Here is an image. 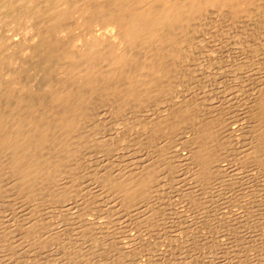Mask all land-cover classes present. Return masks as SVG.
Returning a JSON list of instances; mask_svg holds the SVG:
<instances>
[{"label": "rangeland", "instance_id": "374dc122", "mask_svg": "<svg viewBox=\"0 0 264 264\" xmlns=\"http://www.w3.org/2000/svg\"><path fill=\"white\" fill-rule=\"evenodd\" d=\"M262 1L259 4V7H258L259 9L257 8V9L252 10L253 13H251L252 12L251 11L250 12L251 14L249 16H246V14H243V15L231 17L227 13H223L220 16H215L216 20H213L215 18L214 17L213 19L212 18L204 19L202 20V23L201 21L197 22L191 34L187 36L189 37V39H187L188 44L184 45V49L187 47L185 49L184 59L183 58L182 60L178 59L177 60L178 65L176 62V66L178 67L176 66L175 67L176 69H178V72L176 73L175 77L173 76V78L170 79L172 81L171 82L169 81L168 83V85L171 83L172 86L171 84L169 85V87L167 86L165 90L168 88L169 89V90L167 89L168 92H166L165 90L162 91L161 93L163 94L159 93L157 96H155L156 98L154 97L153 100L151 99L153 102L150 100L147 103V106L149 107H145L147 108L146 113L142 114L143 113L142 109L144 108L141 107L142 109L140 108L141 109L140 111L138 110L135 104H133V106L130 105V107H124L125 110L127 111L130 108L132 110V111L131 110L129 111L130 114H128L129 112L126 111L127 113L126 114L125 110H123L124 108H121L122 110L121 111L119 106L117 105H116L117 107L115 108V110H114V107H112L113 109L111 110V106L114 105L112 103L110 104L109 103L107 104L106 103L104 104L94 103L96 107L99 109H97L96 107L93 106V104L91 105L90 103V106H92L93 108V109L91 108L92 112H94L96 116L92 113L94 115V116L92 115L94 117L93 118L94 120H92L93 121L92 125L94 128L92 127L93 130L90 128L91 131L88 128V132L90 133L92 132V134L94 135L93 136L92 134L89 135V133L87 132L88 134L86 135V138L88 137V139L86 140L87 142L89 140V142L88 143L85 141H84L85 143L82 142L85 145L84 144L82 145V143H80L81 147L79 148V151H77L78 155L76 156L77 157L76 159H80L79 157H82V158L80 160H76L78 162H75L77 165L74 164L75 169L73 168V166H70L68 168V169L72 168L70 171L68 169L67 170L64 169L65 173L66 171L67 173L64 179L62 178V181H60L59 183L52 182L53 184L56 183V185H58L57 187H55L56 185L55 184L53 185L51 182H50L51 184L48 182L45 183L46 186L48 185V187H50V188L47 187V190H48L49 195H51L50 196L51 198L49 197L46 188H44L45 184L42 181H41L42 184L38 183V188L40 189L43 188V190H46L45 192L47 194H45L43 190L42 192L41 190L38 189L36 194L38 192L40 194L42 193V195L37 194V198L39 197L38 199L35 198L36 196H30V198L19 197L20 195L18 196V194H16L17 196L16 197L15 194H13L15 193L14 191L16 190V189L14 190L15 184L14 182L12 184V181H7L9 180L7 179L9 177L7 174L8 171H5L6 165L5 167H2V171L0 172L1 174L5 175V177L2 178L0 175V179H4V178L6 179L1 180L2 184L0 183V185H2V188H3V189L0 188V190L2 189L1 192L3 193L2 195L0 194L2 196V197L0 196V199L2 198L0 200V242L6 248H3L2 245H0V264H61L62 262L63 263L65 262V264H67V262L70 261V258L73 260H71L69 264H73V263L78 264L80 261H84V262H81V264H135L137 261H139L140 263H144V264H264V165H263L264 159L263 161H261V159H256L252 157L256 153H258L257 154L258 157H261L259 154H262V157L264 156V153H261V151L264 152V149H263L264 146H259V142H258V136L260 133L263 132L264 127L263 125H260L262 124L261 123L262 121L259 120L260 118L258 116L256 117L255 115L256 110L254 112H250V111H253L254 109H257L256 108L257 100L260 97L261 92L264 91L262 90V88L264 89V83H263L264 82V24H263L264 23V18H263L264 17V7L261 6V5L264 6V0ZM258 10L261 12L260 16H258L259 15ZM224 15H226V17ZM253 16L256 18H254ZM239 17H240V20H239ZM221 19H223V21ZM225 19H226V22H225ZM250 20L251 22L252 21L253 22L252 23L249 22ZM255 20H257V22H255ZM259 21L261 22L260 24H259ZM247 22L250 24H248ZM223 24H225L227 27L226 26L224 27ZM247 25H250V26H247ZM216 27L218 28V31L216 30L217 29ZM258 27L260 28L258 29ZM221 31L222 33L223 32L224 33L221 34ZM189 40L191 42H189ZM189 47L190 48L192 47V48L190 49ZM179 71L181 74H179ZM37 72H38L37 70L33 72V74L31 75L32 79L37 78L38 76ZM176 83L177 85H175ZM258 84L259 86H257ZM173 91H175V93H173ZM165 93H169V94L171 93L170 97H169V94H167L166 97H163L162 95H164ZM162 98H163V101H161ZM158 99L161 102H159ZM253 101H254V104L250 103ZM151 102H152V105H151ZM168 102L170 104H168ZM149 103L150 105H148ZM180 103L183 104V106H181ZM105 104L106 106L109 104L107 106L108 108L105 107ZM153 104L156 106H154ZM173 104L175 105L171 106ZM176 104L177 105L179 104V105L177 106ZM169 105L172 108L173 107L174 108L171 109ZM101 107L102 108L104 107L105 109L100 110ZM167 107L170 108V110L166 109ZM94 108L97 109V113H95L96 111H94ZM177 108H178V111H177ZM194 108H195V111H194ZM249 108H251V110ZM182 109L183 111L185 110L186 116L188 115L189 111L190 112L193 111L192 114L194 113L195 117L193 119L189 117L190 119L189 121H187L189 125L185 123L183 125V122L182 124L180 123L181 120H178V119L177 121L175 120L177 116L180 117L181 112L179 111H182ZM186 109L189 110L188 113ZM134 110L135 111L137 110V111L135 112ZM150 110H152V113ZM162 110L164 111L163 115L161 114ZM173 110L176 111V113ZM106 111L108 112V114ZM110 111H113L114 114L113 112H110ZM138 111L140 112L138 113ZM158 111H160L161 113H158ZM248 111L254 115H251V114L249 115ZM131 112H132V115H131ZM165 112L170 114V115L167 114L168 118L170 117L168 120L167 118H165L167 116L165 115L166 114ZM133 113L136 118L135 117L133 118ZM153 113H154V116H153ZM173 113H175L174 114L175 116L173 115ZM204 113L205 114L209 113V114H206L207 115L206 117ZM222 113L225 115V118ZM155 114L156 115L158 114V117L160 120L161 119L166 120V121L164 120L165 122L161 121V123H163L164 125H167V123H169L170 121L171 124L174 123V125L179 126L177 129L174 130L176 131V133L179 132V134L174 133V131L172 133H169L167 131L168 129L165 127L167 129L166 130L164 126L163 128L166 132H164V130L161 132L159 131L157 132L156 130L152 131L151 129L152 121L151 120L153 119L150 120L151 122L148 120L146 121V122H149L150 124L143 122V121L145 120L144 118L149 119V118L155 117ZM159 114H161V116H159ZM201 114L203 115L201 116ZM212 114H213V118L212 116H209ZM138 115L139 117L140 115H142L143 117L141 116L142 118L140 117L141 118L140 119ZM214 115H216V117ZM119 116L121 117L122 122ZM162 116H164V118ZM221 116H223L224 119H222ZM114 117H115V121L113 120ZM116 117L121 122L120 123L118 121L119 125L118 123L116 125V122L118 120ZM125 117L127 118L130 117L132 120L130 121V118L129 120H127ZM217 118L221 120V122ZM133 119L134 120L136 119V121L138 119L140 120L136 122V121H133ZM194 119H196V121ZM250 119L251 120L254 119V120L251 121ZM141 120L142 122H139ZM198 120L201 123L198 122ZM159 121L158 119L155 118L153 123H156V122L159 123ZM94 122L97 125H95ZM112 122L114 123V125H112L113 124ZM176 122L177 123L179 122L180 125L179 123L177 125ZM190 122H191V125H190ZM207 122H216L218 124L215 127V131L218 130L215 133V137L216 136L219 137L217 139L220 141L219 143L216 142L217 139L215 138L216 140L213 141L212 146L217 144L213 147L214 153L216 154V157L218 156L217 157L218 159L222 160V161L220 160L222 164L221 170L213 169V171H210L209 173H207V177H209V179H207L208 181L206 180L207 178L206 175L204 176L203 174H201L202 171L198 170V169L201 170V167L198 166V162L196 161L194 162L192 160L189 161L191 163H189L188 161L184 162L182 161V159H179L176 154H174L175 153L174 150H176V147L177 149L180 148L182 152L184 149L185 153L187 152L191 153L192 151H194L195 149V147L193 146L194 141L193 140L191 141L190 138H195L196 135L194 134V131L197 134L196 130H199L201 125H206ZM153 123H152V126H153ZM139 124H141L140 129L138 128V126L140 127ZM144 124H145V128H144ZM229 124L230 125L233 124V126H236V125L241 126V130L243 129V127L244 129L246 128L245 130L243 129L244 131L243 130L239 131V133L242 132V134L240 133L241 137H239V139H236L235 136L228 135L224 127L225 125L227 126ZM257 124L260 126V128ZM196 125H198L199 127ZM146 126L147 128L151 129V132H150V129L146 130ZM217 126L218 128L220 127L219 128L220 130L217 128ZM180 127H182V130ZM247 127L251 129L253 128L254 132L253 130L250 129L248 133L247 129L249 128ZM95 128H97L98 130L96 129L95 131L94 130ZM110 128L112 129V131H110L111 133L109 132V130H111ZM128 128L131 131L127 130ZM188 128H190V132ZM142 129H145V130L143 131ZM245 131L247 132L245 133ZM142 132L143 134L140 137V135H138L137 133L140 134ZM243 132L245 134H243ZM250 132H253V134L252 133L250 134ZM191 133H193L192 134L193 136L191 135ZM144 134L146 136H144ZM173 134H176V135H173ZM125 135L127 136V138ZM149 135L151 136L149 137ZM157 135L158 137H155ZM242 135H245V136L243 137ZM248 135H250V137H248ZM251 135H252V138L253 136H255V138L252 139L254 141L251 140ZM90 136L92 137L89 139ZM152 136H154L153 139L155 138L156 139L153 140ZM160 136L165 137L163 138L165 140H162ZM188 136L190 138H188ZM93 137H96L97 139ZM122 137H124L125 139ZM222 137H223V140H221ZM227 137L228 139H225ZM92 138L93 140L96 139L95 141L97 142L94 143ZM166 138L168 139L172 138V139L171 140L169 139L170 142H168L169 140ZM244 138L247 141H245ZM147 139L151 141V144H149L150 141ZM98 140H100V142L102 141L104 142L100 144ZM135 140L139 142L137 143ZM221 141L226 142L225 145L227 148L223 147L225 145H224V142L222 143ZM133 142L134 143L136 142V143L134 144ZM235 142L238 144H236ZM234 143L237 147L233 145ZM249 143L250 145L247 146V144ZM89 144H92L91 148L87 147L89 146ZM104 144L106 145L104 146V148H102ZM219 144L223 148L220 147ZM229 144H231L233 148ZM98 145H100V147H98ZM165 145L168 148L169 146L167 145H171L169 150H167L168 148H165ZM146 146L148 147L151 146L152 149L150 148L151 150H149L148 152V147L146 148ZM185 146L188 148H184ZM192 146H193V149L191 148ZM217 146L219 148H217ZM252 146L254 149L252 148ZM256 146L258 147L256 148ZM82 147L84 148L82 149ZM85 147L88 149L86 150ZM95 147L98 149H96ZM173 147L175 148L172 149ZM247 148L249 149L245 150ZM80 149L82 150L80 151ZM94 149H96L97 151H95ZM102 149H104V151H102ZM232 149L234 153L232 152ZM235 149H237V151H235ZM85 150L86 152H88V155L86 154ZM159 150L161 152L166 151L164 153L167 156L164 153L159 152ZM89 151H91L92 153H90ZM98 151L101 154L104 153V155L100 154V156H96V155H99ZM154 151H156L158 154H156ZM170 151H171V154L169 153ZM250 151H253V152H250ZM80 152L81 154L85 152L86 156L84 154L83 156L80 155L79 154ZM240 152H242L243 156L241 155ZM153 153H155L154 155L156 156L155 158L153 156ZM105 154L107 155V157H104ZM160 154L161 156L162 155L164 156L160 157ZM237 154L241 155L240 157L243 159H241ZM169 155H171L173 159L171 156L169 157ZM219 155H220V158H219ZM165 156L167 159L165 158ZM175 156L177 157L175 158ZM235 156L237 157L238 160L236 159ZM150 157L155 160L151 159ZM158 158L159 160L161 159L160 162L163 160L162 166L160 165V163H158L159 161V160L157 161ZM71 159H73V157ZM235 160L238 164L235 162ZM2 161H5V160H2ZM146 161H148V163ZM154 161H157V162H154ZM179 161L186 163L187 165L184 166L183 168L182 165H185V164L183 163L181 164ZM5 162L7 163V161ZM5 162L3 163L6 164ZM153 162L155 163V166ZM171 162H174V163H171ZM176 162L180 164L179 165L177 163L178 167L175 165ZM3 163L1 164L2 166H4ZM156 163L158 164V166H156L157 165ZM256 163L257 165L259 163L258 166L260 167H257ZM94 164H96V166L99 165V167L98 168H96V166L92 167ZM104 164H106L105 166L106 168L108 167V169L110 168L111 169L114 168V169L108 170L104 167ZM140 164L142 166L145 164L144 168L149 165L148 168L146 167L145 169H147L148 171L150 169L152 170L151 171L152 179L155 178V180H153V182L151 183L150 186H148V189H147L148 192L150 191L151 192L148 193L146 191L145 196L143 194L144 198L142 196L139 197L143 199V201L137 198L134 202H132L134 205L131 203L129 205V203L127 204L126 201H122L123 202L122 203L121 199L126 200L125 195L122 197L123 192L122 191L120 192L119 190L115 189L114 183L111 185V183L109 182L111 181L115 182L116 181L115 179L117 178H118L117 179V182H118V180H120L119 177L120 178H129V177L137 178L138 175L135 173H138L139 171L141 172V170H143V167ZM151 164H153V167H151L152 166ZM188 164H191V165L189 166ZM192 164L193 165L195 164V165L193 166ZM108 165L111 167H109ZM137 165L140 166V168L141 167L142 168L141 169L138 168L136 170V168L138 167ZM165 165H168V167H166ZM78 166L80 167L78 168ZM187 166L190 168V170ZM129 167H134V168H132L131 170ZM155 167L156 168L161 167L163 168V171L160 168L161 173H159L160 169L159 168L156 169ZM193 167L194 169L197 168L195 169L196 171L193 169ZM77 169H81V170L83 169L84 173L80 170L78 171L80 174L79 175L77 173ZM94 169L95 170L97 169L98 170L97 172L100 171L102 175H104V172L107 171L106 175L104 176L105 177L107 176L106 177L107 180L111 178L113 180L111 179L109 180V182L106 181V179H104L105 177L97 173L96 171H94ZM118 169H119L118 172L120 174H124L123 175L124 177L119 176V173H117L116 171V174H117V178H116V174L115 173L113 174V171L115 172V170H118ZM155 169L157 173L154 172ZM164 169H166V171L168 170L169 172L168 171L166 172ZM173 169L176 172H173L174 171ZM185 169L188 171H185ZM120 170H122L123 172L121 173ZM129 170L132 171V173H130ZM89 171H90L89 175H91V177L88 176L87 172ZM80 172L83 173L82 176ZM94 172L96 175L94 174ZM125 172H126V175H125ZM140 172L138 173L139 175L141 174ZM193 172H196L197 174H194ZM219 172L221 173V175ZM71 173H73L74 175H71ZM109 173L112 175H109ZM158 173L161 175H159ZM199 173L202 176H200ZM67 174H69V176H67ZM193 174L194 176L195 175L196 176L195 177L191 176ZM94 175L95 176L99 175V176H102L103 178L100 179L98 176L99 178L98 179L97 177L95 178ZM73 176H75L76 179H74ZM67 177H70V178L72 177V179L74 180L72 179L69 180L70 178H67ZM79 177L80 178L85 177L86 179L81 178L82 180H80ZM65 178H67L66 180L67 182L69 180V184H66V182L64 181ZM92 178H94V180H92ZM198 178H199V181L202 179L203 180L199 182ZM193 179L194 181L195 180L198 181L199 185L195 182L193 183ZM78 180L81 186L80 184L78 186L77 184ZM4 181L8 182V184H6ZM63 181L65 182L64 187L66 188H68L69 186L70 187L74 186L75 183L77 187H80V188L77 189V187H75L76 191L75 190L73 191L76 194L74 192H72L71 194L70 192L71 189L69 187L68 188L70 192L69 194L68 190L62 187L64 185L62 184L64 183ZM71 181L73 182L75 181V182L71 183ZM96 182L100 183L98 184V186L100 185L101 188L104 185L105 186L102 189L97 188L98 186L96 185ZM154 182H155V185H154ZM202 182H204L206 185L203 184ZM107 183L110 184L109 187L106 185ZM51 185L54 186L53 187L54 190L53 189L51 190V187H52ZM8 186L9 187L11 186L10 188H13V189L8 188ZM106 186L109 189L110 188L111 189L109 190L108 188H106ZM56 188L58 191L60 190V188H62L59 191L61 194L57 190H55ZM73 188L74 187H72V189ZM9 189L14 190V191L9 192L8 191ZM63 190H64V193H63ZM79 190H80V193H79ZM114 190H115V193L117 192L115 196H114L115 193H113ZM52 191H54L53 195L51 194ZM103 191L106 193V195ZM55 192H58L57 195L61 199L56 197L57 195L55 196ZM110 192H111V195H110ZM65 193L67 195H65ZM62 194L63 196L65 195L64 198ZM119 194H121V196H119ZM46 195L47 197L46 199H44ZM18 197L23 198V199H19ZM48 197L52 200L56 199L55 200L56 202L52 200L50 201ZM14 198L15 199L18 198L21 201H17L18 199L15 200ZM148 198L150 199L148 200ZM25 199L27 202L25 201ZM63 199L65 201H63ZM58 200L59 201L61 200L62 202L61 201L59 202ZM33 201L35 202V205ZM38 201L41 202L40 203L41 206L39 205L40 207L37 205L39 203ZM29 203H31V205H33L35 209H33V206H30ZM135 203L137 204L135 205ZM125 204H126V207H125ZM28 205L30 207H28ZM130 206L132 208H130ZM30 208L33 209L32 210L33 212L30 211ZM39 208L41 209L39 210ZM126 208L129 210H126ZM38 210H39L38 213L39 214L42 213L44 217L42 216V214L40 216L37 215ZM81 212H83L82 213L83 215L81 214ZM84 214L86 215L84 216ZM28 215H34V216H31L32 217L31 218ZM80 215L83 216L84 217L83 219L85 221H88L90 225L88 222H86L85 224V221L83 219H80L81 218ZM38 218L39 219L41 218L40 221L41 220L42 221L40 222ZM43 218L46 219V220L44 219L46 222L43 220ZM31 219L32 220L37 219L38 221L35 220L37 222L35 224L33 223L35 221H32ZM29 222L31 223L29 224ZM43 222L46 223L45 225L47 226H45ZM83 222H84V225H83ZM100 222L103 223V226L101 225L102 223ZM32 223L35 225H33ZM40 223H42L43 229L41 228ZM96 223H99V226ZM31 226H33V228L35 227L34 228V230H36L35 232L31 228ZM49 226H50V229H49ZM83 227L85 228V231H83L84 230ZM37 229H39L41 232V233L39 232L40 239H41V235L43 236V238L44 236L46 237V240H45L46 243H44L45 241L43 238L41 240H38L39 238L37 237L38 235ZM28 230L33 232V235L30 234L31 232H26ZM27 233H29L30 235ZM34 233L36 235H34ZM44 233L45 234L49 233V235L51 233L50 235L51 237L50 236L47 237V235H45ZM52 233L53 234L58 233V234H55L56 235L55 236V235H52ZM25 234H27V237ZM4 236L5 238L6 237L7 238L5 239ZM23 236L26 238L24 239ZM29 236L32 238V239L30 238L31 240L29 239ZM53 236L54 238H56V241L53 238ZM59 237H61L62 240ZM57 238H59L60 242L58 241ZM4 240H6L7 242ZM27 240L30 241V244H27L29 243V241ZM37 240L38 242H42V245L41 243L38 245ZM10 241L12 244L9 243L10 244L9 246L8 242ZM33 241L34 242L36 241V243H34ZM49 241L51 242V244H49V245H52L51 247L47 244V243H50ZM53 242H56V244L54 243L55 244L54 245ZM122 242L126 244V249L121 248L120 245ZM60 243H62L61 246L63 247H59ZM31 244H34L33 246L35 247V249L34 247H32ZM57 245L59 248H64V252H63L64 254L61 252L63 250L62 249L60 250L57 247ZM7 246H8V249H7ZM30 246L32 247V249H30ZM36 246L37 248H39V246L41 247L43 246V247L41 249L39 248L40 249L39 250L36 248ZM69 250L70 251L72 250V252L70 253ZM10 253H12L13 255ZM71 254H74L75 256ZM62 255L63 256L65 255V258L63 257V260H62ZM69 256H73L76 259H74L73 257L69 258ZM66 258H68L69 261L67 260L64 261V259ZM77 258H78V261H77Z\"/></svg>", "mask_w": 264, "mask_h": 264}, {"label": "bare ground", "instance_id": "6f19581e", "mask_svg": "<svg viewBox=\"0 0 264 264\" xmlns=\"http://www.w3.org/2000/svg\"><path fill=\"white\" fill-rule=\"evenodd\" d=\"M261 1L262 0H0V165L3 162L7 161V163L5 162L6 164L3 163L4 166H2V165L0 166L1 167L0 171H2V167H5V165H6V167H5L6 169L5 168H3V169H5V171H8L7 174H8L9 178H7V179H9V180H7V181H12V184L14 182V184H15L14 190L16 189L15 191L10 190L13 188H10L11 186L10 187L8 186V188H10L8 191L9 192L14 191L15 193H13V194H15V196H16V194H18V196L20 195L19 197L30 198V196H36L35 198H37V194H40L39 192L36 194L38 189L41 191L43 190V188L42 189L38 188V183H41V181L44 184L47 182L48 183H50V182L51 183L52 182H58L59 183L60 181H62V178L64 179V177L67 173V171L65 173L64 169L67 170L70 166H73V168H74V164H76L75 162H78L76 160H80L82 158V157H79L80 159H76L77 158L76 156L78 155L77 151H79V148L81 147L80 143H82L84 141L87 142L86 139H88V137L86 138V135L88 133H89V135L92 134V132L91 133L88 132V128L89 129L91 128L93 130L94 127L92 125L93 124L92 120H94L93 116L94 115L96 116V114H94V112H92L93 108H92V106H90V103H91V105L93 104L94 107H96L95 104H104V103L110 104V103H112L115 106L114 105L111 106V110L113 109L112 107H114V110H115V108L117 106H119V108L121 110V108L130 107V105L133 106V104H135L137 106L138 110L141 111V109H142L141 107H143L145 109V111H144V109H142V111H143L142 114L146 113L147 108H145V107H149V106H147V103L151 99L153 100V98L155 96H157L159 93L164 91L167 86L169 87V85L171 83L169 85H168V83H169V81L170 82L172 81L170 79H172L173 76L174 77L176 76V73L178 72V69H176V67H178V66H176V62L178 59L179 60H182V58L184 59L185 49L187 48L186 47L184 49V45L188 44L187 39H189V37H187V36L189 34H191V32H192L193 28L195 27V25L197 24V22L201 21V23H202V20H204V19H209V18L213 19L215 16H220L223 13H227L231 17H235V16L243 15V14H246V16H249L251 13H253L252 10L257 9L259 7V4ZM261 6L264 7L263 5H261ZM260 13L261 12L259 11L258 16H260ZM224 16L226 17V15H224ZM254 16H256V15H254ZM253 17H251V18H253ZM254 18H256V17H254ZM213 20H216V17ZM221 20L223 21V19H221ZM239 20H240V17H239ZM260 21H259V24L261 23ZM225 22H226V19H225ZM249 22H251V20ZM255 22H257V20H255ZM262 22H263V20H262ZM240 23H242V22H240ZM248 24H250V23H248ZM197 26H196V28H197ZM223 26L225 27L226 25L223 24ZM247 26H250V25H247ZM237 27H239V26H237ZM218 28L216 29L217 31H218ZM259 28L260 27H258V29ZM253 30H255V29H253ZM223 33L221 31V34H223ZM192 40H193V38H192ZM189 42H191V41L189 40ZM192 46H193V44H192ZM177 65H178V62H177ZM179 65H180V63H179ZM35 70L38 71L37 72L38 76H37V78L32 79L31 75L33 74V72ZM179 74H181L180 71H179ZM179 77H180V75H179ZM181 77H182V75H181ZM175 85H177V83ZM180 85H181V83H180ZM171 86H172V84H171ZM257 86H259V84ZM167 89L165 90L166 92H168ZM172 89H173V87H172ZM172 89H170V90H172ZM256 89H257V87H256ZM262 90H264V89L262 88ZM257 91H258V89H257ZM173 93H175V91H173ZM258 93H259V91H258ZM161 94H163V93H161ZM165 94H164L165 96L164 95H162V96L166 97L167 94H169V93H165ZM170 94H169V97H170ZM174 96H175V94H174ZM172 97H173V95H172ZM168 98H167V100H168ZM256 100H257V98H256ZM158 101L159 102L163 101V98L161 101L158 99ZM152 102H151V105H152ZM250 103L254 104V101L250 102ZM106 104H105V107H107L109 105L108 104L106 106ZM168 104H170V103L168 102ZM148 105H150V103ZM174 105L175 104H173L171 106H174ZM154 106H156V105H154ZM181 106H183V104H181ZM181 106H179V107H181ZM252 106H254V105H252ZM107 108H106V110H107ZM173 108L171 107V109H173ZM256 108L257 109H254V110L252 109L253 111H250V112H254L256 110L255 115H256V117L258 116L260 118L259 120L262 121L261 122L262 124H260V125H263V127H264V91L261 92L260 97L257 100V107ZM97 109H99V108H97ZM97 109L94 108V111H96L95 113H97ZM102 109H105V108L101 107L100 110H102ZM151 109H152V107H151ZM166 109L170 110V108H168V107ZM249 109L251 110V108H249ZM123 110H125V108ZM130 110H131V108L128 109V111L125 110V113H126V111L129 112ZM148 110H149V108H148ZM148 110H147V112H148ZM163 110H165V109H163ZM163 110H162V113L160 111H158V113H161L163 115L164 114ZM140 111H138V113ZM150 111L152 113V110H150ZM166 111H168V110H166ZM173 111H171V112H173ZM177 111H178V108H177ZM186 111L188 113L189 110L186 109ZM194 111H195V108H194ZM218 111H216V112H218ZM110 112H113V111H110ZM110 112H109V114H110ZM174 112L176 113V111H174ZM179 112H181L180 117L177 116L179 118L176 117L175 120L176 121H177V119L181 120L180 123L182 124V122H183V125H184V123L188 124L187 121H189L190 118L193 119L195 117L194 113L192 114L193 111L192 112L189 111L187 116H186L185 110L183 111V109H182V111H179ZM250 112L248 111L249 115L251 114ZM175 113H173V115ZM212 113H213V111H212ZM107 114H108V112H107ZM113 114H114V112H113ZM121 114H123V113H121ZM128 114H130V112ZM161 114H159V116H161ZM167 114H169V113H166L165 115H167ZM206 114H209V113H206ZM131 115H132V112H131ZM173 115H171V116H173ZM202 115L203 114H201V116ZM251 115H254V114H251ZM110 116H111V114H110ZM120 116H119V118L121 120ZM141 116L142 115H140V117ZM153 116H154V113H153ZM164 116H162V117L164 118ZM209 116H212V118H213V114L209 115ZM214 116L216 117V115H214ZM127 117H128V115H127ZM127 117H125V118L127 120H129L130 117L129 118H127ZM134 117L135 116L133 113V118ZM138 117H139V115H138ZM206 117H207V115H206ZM217 117H218V115H217ZM221 117H222V119H224L225 115H224V118H223V116H221ZM131 118H132V116H131ZM131 118H130V121L132 120ZM155 118L158 119V121L160 120L158 117V114L157 115L155 114V117H153V118H149V119L144 118L145 120L143 122H146L147 120L150 121L151 119H153V120H151L153 123ZM165 118H167V120H168L170 117L168 118V115H167ZM140 119H138V120H140ZM208 119H209V117H208ZM113 120L115 121V117ZM120 120L119 119L117 120L116 125H117L118 121L120 122ZM164 120L165 119H161L159 121V123L156 122L157 124L153 123V126L151 123L152 131L156 130L157 132L158 131L161 132L166 127L168 130L166 128L165 129L169 133H172L175 129H177L179 127V126L174 125L173 122H172L173 124H171L170 121H169V123H167V125H164L163 123H161V121L163 122ZM194 120L196 121V119H194ZM199 120H198V122H200ZM252 120H254V119H252ZM133 121H136V119L135 120L133 119ZM203 121H205V120H203ZM219 121L221 122V120H219ZM95 122H96V120H95ZM95 122H94V124L97 125ZM121 122H122V120H121ZM139 122H142V120ZM146 123H149V122H146ZM178 123H177V125H178ZM180 123H179V125H180ZM252 123H251V125H252ZM256 123H258V122H256ZM197 124H199V123H197ZM239 124H241V123H239ZM244 124H246V123H244ZM112 125H114V123ZM118 125H119V123H118ZM139 125H140V127L138 125L137 126L140 129L141 124H139ZM188 125H186V126H188ZM190 125H191V122H190ZM216 125H218L216 122H207L206 125H201L199 130H196L197 134L194 131V134L196 135L195 138H190L189 137L190 135L188 136V138H190L191 141L192 140L194 141V143L193 142L192 143L194 144L193 146L195 147V149L191 153H188V152L185 153L184 149L182 152L180 150V148L177 149V147H176V150H174V152H175L174 154H176L179 159H182V161H184V162L188 161L189 162L192 160L194 162L195 161L198 162V166L201 167V170L200 169H198V170L202 171L201 174H203L204 176L206 175V177H207V173H209L210 171H213V169H218V170L222 169V164H221L222 160L218 159L217 158L218 156L216 157V154L214 153L213 147L217 144L214 143L215 145L212 146L213 141L216 140L217 138H219L217 136L215 137V133L218 131V130L215 131ZM247 125H249V124H247ZM147 126H146V130H149L150 128H147ZM163 126H164V128H163ZM196 126H198V125H196ZM222 127H224V126H222ZM144 128H145V124H144ZM180 128L182 130V127H180ZM190 128H191V126H190ZM190 128H188L189 132H190ZM217 128H218V126H217ZM247 128H249V127H247ZM259 128H260V126H259ZM91 129H90V131H91ZM96 129L97 128H95L94 130L96 131ZM151 129H150V132H151ZM224 129L226 130L228 135L235 136L236 139H239V137H241L240 135L242 134V132H240L241 134L239 133V131L241 130V126H238V125L233 126V124L232 125L229 124L227 126L225 125ZM243 129H244V127H243ZM250 129L251 128L247 129L248 133H249ZM127 130H130V129L128 128ZM142 130L144 131L145 129H142ZM251 130H253V128ZM110 131H112V129L109 130V132ZM247 131H245V133ZM259 131H261V130H259ZM164 132H166V131L164 130ZM191 132H193V131H191ZM253 132H254V130H253ZM253 132H250V134L251 133L253 134ZM144 133H146V132H144ZM174 133H176V131H174ZM177 133L179 134V132H177ZM245 133L243 132V134H245ZM137 134L140 135V137H141L143 132L140 134L139 133H137ZM176 134H173V135H176ZM192 134L193 133H191V135ZM93 135L94 134H92V136ZM152 135H154V134H152ZM163 135H164V133H163ZM92 136H90L89 139ZM144 136H146V135L144 134ZM150 136L151 135H149V137ZM219 136H221V135H219ZM242 136L244 137L245 135H242ZM96 137H93V138H96ZM153 137L154 136H152V139H153ZM155 137H158V135ZM248 137H250V135H248ZM93 138H92V140H93ZM122 138H124V137H122ZM126 138H127V136H126ZM160 138H162V140H165V139H163L165 137L160 136ZM254 138H255V136H253V138H252V135H251V140ZM142 139H143V137H142ZM155 139H153V140H155ZM166 139H168V138H166ZM225 139H228V137ZM95 140H93L94 143L97 142ZM147 140H149V139H147ZM170 140L168 142H170ZM217 140H216V142L219 143L220 140H218V141ZM221 140H223V137ZM244 140L247 141L245 138H244ZM156 141H158V140H156ZM248 141H249V139H248ZM252 141H254V140H252ZM88 142H89V140H88ZM98 142H100V140H98ZM102 142H104V141H102ZM102 142H100V144ZM136 142L138 143L139 141H136ZM168 142H167V144H168ZM258 142H259V146H264V129H263V132L260 133L258 136ZM84 143H82V145ZM155 143H154V145H155ZM235 143L233 144L234 146H236ZM97 144H95V145H97ZM149 144H151V141ZM225 144H226V142H224V145ZM236 144H238V143H236ZM252 144H253V142H252ZM105 145L106 144H104L102 146V148H104ZM229 145L232 147L231 144H229ZM248 145H250V143L247 144V146ZM89 146H87V147L91 148L92 144H89ZM167 146H169V148H170L171 145H167ZM193 146L191 147L192 149H193ZM219 146H220V144H219ZM98 147H100V145H98ZM147 147L148 146H146V148ZM220 147H222V146H220ZM223 147H226V145ZM243 147H244V145H243ZM257 147L258 146H256V148ZM83 148L84 147H82V149ZM88 148H86V150ZM150 148H151V146L148 147V152H149V150L152 149V148L151 149ZM154 148H156V147H154ZM165 148H168V147H166V145H165ZM169 148L167 150H169ZM174 148L175 147H173L172 149H174ZM184 148H188V147L185 146ZM217 148H219V147L217 146ZM238 148H240V147H238ZM252 148H253V146H252ZM260 148H262V147H260ZM82 149H80V151ZM96 149H98V148H96ZM96 149H94V150L97 151ZM248 149L249 148H247L245 150H248ZM263 149H264V147H263ZM86 150H85V152H86ZM91 151H89V152L92 153L93 151L92 152ZM102 151H104V149H102ZM235 151H237V149H235ZM85 152H83L84 155H85ZM100 152H101V150H100ZM154 152L156 154H158L156 151H154ZM159 152H161V151L159 150ZM164 152H166V151H164ZM164 152H161V153H164ZM219 152H221V151H219ZM232 152H233V149H232ZM250 152H253V151H250ZM98 153H99V151H98ZM155 153H153V156L155 155ZM169 153L171 154V151ZM240 153L243 156L242 152H240ZM255 153H253V154H255ZM261 153H264V152L261 151ZM79 154L83 156V154H81V152ZM86 154L88 155V152H86ZM100 154L101 153H99V155H96V156H100ZM257 154L258 153H256L252 157L256 158V159H261V161H263L264 156L262 157V154H259L261 157H258ZM101 155H104V153H102ZM241 155H238V156L240 157ZM150 156H151V154H150ZM162 156H164V155H162ZM162 156L160 154V157H162ZM166 156H165V158H166ZM170 156L171 155H169V157ZM177 156H175V158ZM72 157H73V159H71ZM104 157H107V155L105 154ZM155 157L156 156H154V158ZM219 158H220V155H219ZM151 159H153V158H151ZM172 159H173V157H172ZM236 159H237V157H236ZM241 159H243V158H241ZM250 159H251V157H250ZM2 160H5V161H2ZM153 160H155V159H153ZM153 160H151V161H153ZM158 160H159V158L157 159V161ZM160 160L158 161V163H160V165L162 166L163 160L161 162H160ZM174 160H176V159H174ZM157 161H154V162H157ZM146 162L148 163V161H146ZM235 162H236V160H235ZM239 162H240V160H239ZM253 162H251V163H253ZM171 163H174V162H171ZM177 163L178 162H176L175 165L178 167ZM180 163L182 164L183 162H180ZM189 163H191V162H189ZM243 163H245V162H243ZM251 163H250V165H251ZM183 164H185V165H182L184 168V166H186L187 164L186 163H183ZM144 165L143 166L141 165L143 167V170H141V172L139 171L141 173L140 175L138 174L139 172L135 173L138 175V177L136 175L137 178H130L128 175L129 178H120L119 177L120 180H118V182H117L118 178H117L116 171H117V173H119L118 172L119 169L115 170V172L113 171V174L115 173L116 178H117V179H115L116 180L115 182L114 181L109 182V180L112 179L110 176L109 177L111 179H109V180L106 179L107 176L105 177L104 175H106L107 171L106 172L103 171L104 175H102L100 171L97 172L98 171L97 169L96 170L94 169V171H96L97 173L104 176L105 177L104 179H106V181L111 183V185L114 183L115 189L119 190L120 192L122 191L123 192L122 197L124 195L126 197V200L121 199V202L126 201V203L127 204L129 203V205H130V203L133 204L132 202H134L137 198H139L141 196L144 198L145 192L147 191L148 186H150L151 183L153 182V180H155L154 177H153L154 179H152V172H151L152 170L150 169L148 171L147 169H145L146 167L148 168L149 165L146 166L145 168H144ZM151 165H152L151 167H153V164H151ZM188 165L190 166L191 164H188ZM256 165H257V163H256ZM258 165H259V163H258ZM258 165H257V167H260ZM80 166H78V168ZM95 166H96V164H94L92 167H95ZM105 166H106V164H104V167ZM154 166H155V163H154ZM156 166H158V164ZM165 166L168 167V165H165ZM92 167H90V168H92ZM98 167H99V165L96 166V168H98ZM109 167H111V166H109ZM88 168H87V170H88ZM129 168L132 170V168H134V167H129ZM138 168H140V166H138L136 168V170ZM158 168L160 169L161 167H158ZM158 168H156V169H158ZM71 169H68V170L70 171ZM106 169H108V167ZM113 169L110 168L108 170H113ZM156 169L154 170L155 173H157ZM161 169L163 171V168H161ZM161 169L159 170V173H161L160 172ZM193 169H194V167H193ZM195 169H197V168H195ZM80 170L81 169H77L78 174H79L78 171H80ZM122 170H120L121 173L123 172ZM164 170L166 171V169H164ZM189 170H190V168H189ZM74 171H73V173H74ZM81 171L84 173L83 169ZM185 171H188V170L185 169ZM82 172H80L81 176L83 175ZM129 172L132 173V171H130V170H129ZM173 172H176V171L174 170ZM4 173H6V172H4ZM73 173H71V175H74ZM87 173H88V176L91 177V175H89L90 171ZM193 173L197 174L196 172H193ZM69 174H67V176H69ZM78 174H76V175H78ZM94 174H95V172H94ZM194 174L191 176H194ZM201 174H200V176H202ZM0 175L2 178L5 177V175L1 174V172H0ZM109 175H112V174L109 173ZM123 175L124 174L119 173V176L122 177ZM125 175H126V172H125ZM159 175H161V174H159ZM220 175H221V173H220ZM98 176L99 175L95 176V178L96 177L98 178ZM102 176H99V178L100 179L103 178ZM197 176H199V175H197ZM73 177H74V179H76L75 176H73ZM155 177H156V175H155ZM157 177H158V175H157ZM212 177H213V175H212ZM67 178H70V177H67ZM67 178H65L64 181L66 182V184H69V180H71L72 177L68 180V182L66 181ZM81 178L79 177L80 180H82L83 178L86 179L85 177H83L82 179ZM5 179L6 178L0 179V183L2 182L1 180H5ZM74 179H72V180H74ZM151 179H152V181H151ZM207 179H209V177H207L206 180ZM92 180H94V178H92ZM202 180H200V181H202ZM204 180H205V178H204ZM96 181H97V179H96ZM198 181H199V178H198ZM198 181H196V180L194 181V179H193V183L195 182L198 184ZM210 181H211V179H210ZM4 182L6 184H8V182H6V181H4ZM65 182L62 183V184H64L63 186L61 185L63 188H66V187H64ZM74 182L71 181V183H74ZM98 182H96L97 186H98V184H100ZM105 182H104V184H105ZM204 182H202V183L205 184ZM54 184L56 185V183H54ZM77 184L79 186V184H80L79 180H78ZM53 185H51L52 186L51 190L54 187ZM71 185H73V184H71ZM106 185L108 187L110 186V184H108V183ZM154 185H155V182H154ZM208 185H210V184H208ZM57 186L58 185H56L55 187H57ZM59 186H60V184H59ZM80 186H81V184H80ZM107 186H106V188H108ZM3 187H4V185H3ZM47 187H48V185L46 186V184H45L44 188H46V190H47ZM72 187H74V188L72 189ZM75 187H77L76 183L74 186L70 187V189L72 190V191L70 190L71 194H72V192H74L73 190L76 189ZM0 188H2V185H0ZM48 188H50V187H48ZM68 188H66V190H68V192H69ZM78 188H80V187H77V189ZM97 188L102 189L100 187V185ZM61 189L62 188H60V190ZM149 189H150V187H149ZM1 190H0V192H1ZM46 190H43V191L45 192ZM55 190H57V188ZM64 190H63V193H64ZM3 192H4V190H3ZM53 192L54 191H52V193L51 192L50 193L53 195L54 194ZM58 192H55V196L58 194ZM70 192H69V194H70ZM150 192H148V193H150ZM47 193H48V190H47ZM47 193L45 192V194H47ZM66 193H65V195H67ZM79 193H80V190H79ZM113 193H115V190ZM116 193L114 194V196L116 195ZM0 194L2 195L3 193L1 192ZM143 194H144V196H143ZM40 195H42V193ZM48 195H49V193H48ZM105 195H106V193H105ZM110 195H111V192H110ZM50 196L51 195H49V197ZM62 196H63V194H62ZM64 196H63V198H64ZM119 196H121V194H119ZM46 197H47V195L44 197V199H46ZM56 197H58V195ZM66 197H68V196H66ZM125 197H124V199H125ZM18 198H16V199H18ZM58 198H60V197H58ZM19 199H23V198H19ZM19 199L17 201H21ZM139 199L143 201V199H141V198H139ZM149 199L150 198H148V200ZM33 200H34V198H33ZM51 200L52 199H50V201ZM55 200L56 199H54L52 201L56 202ZM148 200H146V201H148ZM25 201H26V199H25ZM31 201H32V199H31ZM35 201H37V200H35ZM63 201H65V200L63 199ZM26 202H24V203H26ZM33 203L35 205L34 201H33ZM40 203L41 202H39L38 204L36 203V204L39 206ZM29 204H30V206H33V205H31V203H29ZM136 204L137 203H135V205ZM30 206L28 205V207H30ZM38 206H36V207H38ZM125 207H126V204H125ZM130 208H132V207L130 206ZM33 209H35L34 206H33ZM33 209L30 208V211L33 212L32 211ZM40 209L41 208H39V210ZM36 210H34V211H36ZM39 210L37 211V215L40 216L42 213L39 214L38 213ZM126 210H129V209L126 208ZM41 211H43V210H41ZM82 213L83 212H81V214ZM34 214H35V212H34ZM85 215L86 214H84V216ZM28 216L31 217L34 215H28ZM42 216H43V214H42ZM45 217H46V215H45ZM80 217H81L80 219L84 218L81 215H80ZM40 219H39V221H40ZM44 219L45 218H43V220ZM35 220H37V219H34L32 221H35ZM31 222H29V224ZM86 222H88V221H85V224H86ZM26 223H27V221H26ZM33 223L36 224L37 222L35 221ZM100 223H102V222H100ZM35 224H33V225H35ZM40 224H41V228H42L43 227L42 223H40ZM45 224L46 223H44V225ZM96 224L99 226V223H96ZM83 225H84V222H83ZM89 225H90V223H89ZM101 225L103 226V223ZM26 226H27V224H26ZM45 226H47V225H45ZM27 228H28V226H27ZM31 228L34 230L35 227L33 228V226H31ZM24 229H25V227H24ZM32 229H31V231H32ZM45 229H46V227H45ZM47 229H48V227H47ZM49 229H50V226H49ZM22 230H23V228H22ZM37 230H38V235H39V236L37 235V237L39 238L40 237V234H39L40 230L39 229H37ZM20 231H21V229H20ZM20 231H19V233H20ZM31 231L28 230L26 232H31ZM35 231L36 230H34V232ZM83 231H85V228ZM26 232H24V233H26ZM83 233H85V232H83ZM22 234H23V232H22ZM27 234H29V233H27ZM27 234H25L26 237H27ZM30 234L33 235V232H31ZM55 234H58V233H55ZM55 234L52 233V235H55ZM34 235H36V234L34 233ZM45 235H47V237H48L51 235V233H50V235H49V233H47ZM26 237H24V239ZM33 237H35V236H33ZM4 238H5V236H4ZM30 238L31 237L29 236V239ZM42 238H43V236L41 235V239ZM53 238H54V236H53ZM59 238L61 239V237H59ZM59 238H57V239L60 242ZM41 239L39 238L38 240H41ZM43 239L45 241L46 237L44 236ZM54 239L56 241V238H54ZM38 240H37V244L39 245L41 243V245H42V242H38ZM4 241H6V240H4ZM7 241H8V239H7ZM27 241H29V240H27ZM52 241H54V240H52ZM9 243H11V241L8 242V244ZM31 243H32V241H31ZM34 243H36V241ZM44 243H46V241ZM54 243L56 244V242H53V244ZM27 244H30V241ZM47 244L49 245V244H51V242L47 243ZM61 244L62 243H60L59 247H63V246H61ZM0 245H2L1 242H0ZM31 245H32V247H34L33 246L34 244H31ZM58 245H57V247H58ZM9 246H10V244H9ZM43 246H44V244H43ZM49 246L51 247L52 245H49ZM120 246H121V248L126 249V244H124V242H122ZM2 247L6 248L3 245H2ZM32 247L30 246V249H32ZM42 247L39 246L40 249ZM36 248H37V246H36ZM39 248H37V249H39ZM7 249H8V246H7ZM34 249H35V247H34ZM59 249L63 250V251H61L62 253L64 252V248H59ZM59 249H57V250H59ZM10 251H12V250H10ZM67 251H68V249H67ZM67 251H66V253H67ZM69 252L71 253L72 250L71 251L69 250ZM10 254H12V253H10ZM71 255H74V254H71ZM63 257L65 258V255L64 256L62 255V260H63ZM70 257H73V256H69V258ZM74 259H76V258H74ZM65 260L69 261L68 258L64 259V261ZM71 260H73V259L70 258V261ZM70 261L67 262V264H69ZM77 261H78V258H77ZM81 262H84V261H80L79 263L81 264ZM137 262H139V261H137ZM72 263H73V261H72ZM63 264H65V262ZM137 264H144V263L139 262Z\"/></svg>", "mask_w": 264, "mask_h": 264}]
</instances>
